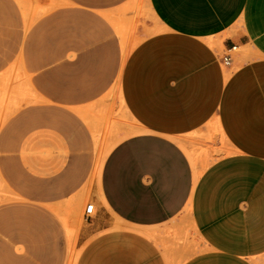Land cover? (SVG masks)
I'll use <instances>...</instances> for the list:
<instances>
[{"label":"crops","instance_id":"1","mask_svg":"<svg viewBox=\"0 0 264 264\" xmlns=\"http://www.w3.org/2000/svg\"><path fill=\"white\" fill-rule=\"evenodd\" d=\"M150 3L161 30L133 53L119 86L137 130L106 154L78 264H257L264 255V240L257 241L264 237V0ZM233 46L241 51H230L225 64ZM193 132L216 134L220 151L197 179L194 153L178 142ZM190 203L199 242L176 263L166 228Z\"/></svg>","mask_w":264,"mask_h":264},{"label":"rangeland","instance_id":"2","mask_svg":"<svg viewBox=\"0 0 264 264\" xmlns=\"http://www.w3.org/2000/svg\"><path fill=\"white\" fill-rule=\"evenodd\" d=\"M160 30L150 0H0V264H78L105 152L137 130L119 86ZM178 142L201 174L220 156L216 134ZM192 212L166 228L176 263L198 246Z\"/></svg>","mask_w":264,"mask_h":264},{"label":"built area","instance_id":"3","mask_svg":"<svg viewBox=\"0 0 264 264\" xmlns=\"http://www.w3.org/2000/svg\"><path fill=\"white\" fill-rule=\"evenodd\" d=\"M235 49H236V47L233 46L231 49H229L227 51V53L224 54V56L222 57V60L225 64H227L229 59H230L229 52L234 51ZM94 210H95L94 204L93 203H87L85 206V210H84L85 216L90 217L92 215V213L94 212Z\"/></svg>","mask_w":264,"mask_h":264},{"label":"bare ground","instance_id":"4","mask_svg":"<svg viewBox=\"0 0 264 264\" xmlns=\"http://www.w3.org/2000/svg\"><path fill=\"white\" fill-rule=\"evenodd\" d=\"M105 156H106V152H105ZM102 163H103V161H102ZM101 166H102V164H101ZM100 171H101V170H100ZM200 173H201L200 170H197V171H196V173H195V179H197V177L199 176Z\"/></svg>","mask_w":264,"mask_h":264}]
</instances>
